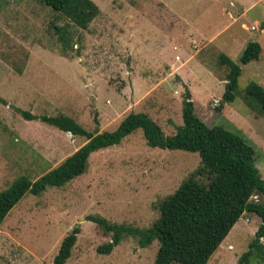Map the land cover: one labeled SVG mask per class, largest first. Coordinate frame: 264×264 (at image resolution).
<instances>
[{
	"label": "rangeland",
	"instance_id": "374dc122",
	"mask_svg": "<svg viewBox=\"0 0 264 264\" xmlns=\"http://www.w3.org/2000/svg\"><path fill=\"white\" fill-rule=\"evenodd\" d=\"M92 1L101 14L83 30L41 0H0V98L7 102H0V193L21 176L37 181L87 142L27 121L18 109L65 114L92 133L113 132L129 114L143 113L171 137L183 125L187 91L207 125L254 148L264 179V117L246 100L250 83L264 87V0ZM65 25L74 34L68 54L54 29ZM253 42L262 55L243 67L236 100L220 112L228 68L219 57L240 64ZM200 165L199 154L152 148L138 130L93 154L88 172L65 187L27 194L0 228V264H54L77 225L81 234L67 264H155L158 241L142 249L128 237L112 254H99L111 237L87 217L150 228L160 203ZM260 224L258 215H243L209 264H237Z\"/></svg>",
	"mask_w": 264,
	"mask_h": 264
},
{
	"label": "trees",
	"instance_id": "16d2710c",
	"mask_svg": "<svg viewBox=\"0 0 264 264\" xmlns=\"http://www.w3.org/2000/svg\"><path fill=\"white\" fill-rule=\"evenodd\" d=\"M59 14L69 18L72 25L87 30L101 11L92 0H41ZM65 54L74 50V34L69 25L56 26ZM263 48L250 43L236 64L222 54L219 64L228 68L225 93L218 111L236 100L239 78L243 67L258 61ZM249 106L264 117V87L256 82L247 88ZM254 101V102H253ZM0 102H7L0 98ZM27 121L41 120L45 124L74 137H82L86 144L64 160L58 167L32 182L29 177H18L0 193V228L10 212L27 194L41 196L49 188H62L88 172L89 160L95 153L119 146L138 130H142L148 146L163 150H182L199 154L201 165L190 174L176 192L159 205L160 217L146 229L110 224L96 216L87 221L98 225L111 241L98 248V253L110 255L128 237L138 240L142 249L155 241L160 243L155 264H209L235 225L245 214H256L261 225L250 244V249L237 264H249L256 258L264 262V203L253 197L264 198V179L256 164V151L238 134L220 126L207 125L196 113L192 95L186 92L183 101V125L176 134L167 137L163 129L149 115L129 114L113 131L92 133L75 119L65 114L36 116L18 109ZM81 234L79 225L64 238L54 264H67Z\"/></svg>",
	"mask_w": 264,
	"mask_h": 264
},
{
	"label": "crops",
	"instance_id": "0c3cea01",
	"mask_svg": "<svg viewBox=\"0 0 264 264\" xmlns=\"http://www.w3.org/2000/svg\"><path fill=\"white\" fill-rule=\"evenodd\" d=\"M214 39V37L213 38H211V39H209L207 42L208 43H210L209 41H211V40H213ZM194 40H196L197 42H201V41H198L196 38L194 39ZM204 42H206V41H202V43H204ZM198 52H200V51H198ZM193 96H192V101L194 102V104H195V102H196V99H195V95L194 94H192ZM261 225V224H260ZM236 226H237V224H236ZM259 229V227L256 229V230H258ZM262 242H263V244H264V238L262 239ZM231 246H229V248H230Z\"/></svg>",
	"mask_w": 264,
	"mask_h": 264
},
{
	"label": "water",
	"instance_id": "95a60500",
	"mask_svg": "<svg viewBox=\"0 0 264 264\" xmlns=\"http://www.w3.org/2000/svg\"><path fill=\"white\" fill-rule=\"evenodd\" d=\"M264 27V26H263ZM263 27H262V29H263ZM70 134V133H69Z\"/></svg>",
	"mask_w": 264,
	"mask_h": 264
}]
</instances>
